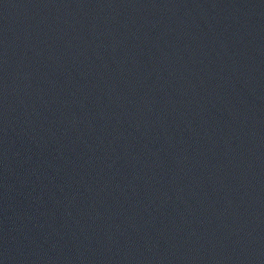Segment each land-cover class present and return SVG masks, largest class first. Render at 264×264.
Wrapping results in <instances>:
<instances>
[{
  "label": "water",
  "instance_id": "water-1",
  "mask_svg": "<svg viewBox=\"0 0 264 264\" xmlns=\"http://www.w3.org/2000/svg\"><path fill=\"white\" fill-rule=\"evenodd\" d=\"M0 264H264V0H0Z\"/></svg>",
  "mask_w": 264,
  "mask_h": 264
}]
</instances>
